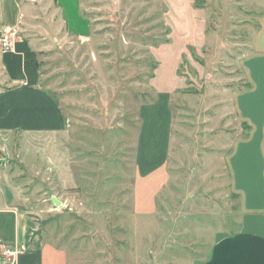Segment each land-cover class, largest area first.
<instances>
[{"label": "rangeland", "instance_id": "374dc122", "mask_svg": "<svg viewBox=\"0 0 264 264\" xmlns=\"http://www.w3.org/2000/svg\"><path fill=\"white\" fill-rule=\"evenodd\" d=\"M19 2L13 33L68 116L60 133L0 136L26 247L50 264L208 260L239 231L243 198L264 195V0H80L87 39L56 0ZM163 93L167 164L142 180L143 108Z\"/></svg>", "mask_w": 264, "mask_h": 264}, {"label": "crops", "instance_id": "0c3cea01", "mask_svg": "<svg viewBox=\"0 0 264 264\" xmlns=\"http://www.w3.org/2000/svg\"><path fill=\"white\" fill-rule=\"evenodd\" d=\"M62 20L70 33L87 39L91 33L90 22L81 14L80 0H56ZM22 9L19 0H0V28L14 38L12 50L1 45L0 70L7 82V89L0 91V136L14 133L24 135L60 133L66 130L68 116L51 90L40 86L42 74L37 63L36 51L28 41L13 32L18 31ZM4 36V35H3ZM2 79L0 78V83ZM161 101L143 108V128L139 140L138 167L140 179L147 180L165 168L169 149V101L162 108ZM166 111L168 124L161 130L158 118ZM153 114V115H152ZM152 115V116H151ZM166 134L160 146L159 134ZM146 141V143H145ZM153 143V144H152ZM1 168V164H0ZM238 194L242 195L239 191ZM9 178L0 170V214L15 215L10 222L0 218V251L6 245L23 248L14 264H50L46 252L27 248L25 229L17 213L21 197L15 195ZM239 231L221 236L214 244L208 260L199 264H264V195L251 193L243 198V213ZM0 264H12L9 258H0Z\"/></svg>", "mask_w": 264, "mask_h": 264}, {"label": "built area", "instance_id": "2783aa9c", "mask_svg": "<svg viewBox=\"0 0 264 264\" xmlns=\"http://www.w3.org/2000/svg\"><path fill=\"white\" fill-rule=\"evenodd\" d=\"M2 47L5 50H12L14 47V38L10 32L4 34L2 39ZM24 251L23 248L17 246L6 245L3 247L2 253L6 258H9L14 264L15 258Z\"/></svg>", "mask_w": 264, "mask_h": 264}]
</instances>
